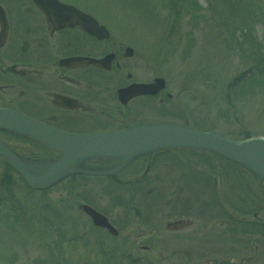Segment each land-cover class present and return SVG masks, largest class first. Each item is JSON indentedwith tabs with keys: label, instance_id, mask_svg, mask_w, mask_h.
Instances as JSON below:
<instances>
[{
	"label": "rangeland",
	"instance_id": "obj_1",
	"mask_svg": "<svg viewBox=\"0 0 264 264\" xmlns=\"http://www.w3.org/2000/svg\"><path fill=\"white\" fill-rule=\"evenodd\" d=\"M74 2L94 8L115 37L130 43L141 63L139 77L162 76L166 90L174 94L162 115L133 114L127 123L185 121L234 138L264 135V81L240 97L233 95L235 88L229 97L224 95L234 78L264 63V0ZM142 109L152 111L150 105ZM0 137L30 163L53 158L28 139L8 132H0ZM180 152L195 157V171L209 172L203 176L208 186L178 192L181 204L171 201L169 206L158 201L157 191H126L102 178L67 179L43 193L30 192L17 175L5 170L0 158V264H54L52 256L57 264H237L251 257L247 231L227 232L231 225L222 219L252 221L255 213L264 223L263 187L244 170L211 154ZM164 168L174 174L184 164L177 170ZM6 175L12 179L3 180ZM173 186L166 188L169 196ZM251 198L254 206L245 201ZM219 199L226 201L221 209ZM82 204L109 217L118 235L95 228L81 211ZM179 218L191 225L168 229V223ZM258 229L250 233L259 245L257 254L244 264H264V242L258 241L264 235Z\"/></svg>",
	"mask_w": 264,
	"mask_h": 264
},
{
	"label": "flooded vegetation",
	"instance_id": "obj_2",
	"mask_svg": "<svg viewBox=\"0 0 264 264\" xmlns=\"http://www.w3.org/2000/svg\"><path fill=\"white\" fill-rule=\"evenodd\" d=\"M58 1L77 9L62 8L58 4L56 10L52 0H0V108L24 113L47 126L76 134L153 124L154 122L141 124L135 121V124L126 121L133 114L136 117L162 115L167 105L166 100L171 101L174 94L163 90L157 95L133 96L122 101L118 95L121 89L135 83H149L158 75L151 78L139 77L137 70L141 63L134 48L129 42L115 37L108 25L99 20L94 8L84 7L74 0ZM39 5L56 13L51 22ZM95 22L105 26L109 32L107 39H99L84 30V27L94 26ZM56 23L65 25L59 27ZM109 54L111 61L103 64L102 68L84 61V58L96 60ZM69 58L80 59L67 60ZM125 101L127 102L123 103ZM176 104L178 106L181 103L177 101ZM146 105H150L152 111H144L142 107L146 108ZM41 149L48 150L47 156L52 153L53 158L59 156L50 148ZM192 157L181 152L145 153L118 171L115 169L121 166L123 157L93 158L83 162L82 166L113 173L98 177L76 173L66 179L102 178L110 182V185L126 191L142 188L157 191L160 195L158 201L165 205L171 201L179 205L181 201L177 198L178 192L185 193L191 188L205 189L208 186L200 179L209 172L195 171V160ZM174 159L177 164L181 159L184 169L177 170ZM167 165L176 167L174 170L177 171L173 174V171L164 168ZM174 180L177 182L175 186L171 185ZM214 185L217 188L216 181ZM169 186H173L170 196L166 192ZM166 196L169 201L165 200ZM223 201L226 203L224 199ZM225 203L220 199L216 202L219 206ZM252 216V221L243 219L244 217L232 219L231 216L222 219H227L231 225L227 226V232L239 231V234H243L244 229L247 231L246 240L250 241L249 245L252 247L251 257H242L237 264L252 262L257 254L259 245L252 241L250 233L259 232L260 228L264 235V223L260 221L263 220L262 216L255 213ZM173 223L175 229L191 225L190 221L181 218L175 219ZM258 241L264 242V236Z\"/></svg>",
	"mask_w": 264,
	"mask_h": 264
},
{
	"label": "water",
	"instance_id": "obj_3",
	"mask_svg": "<svg viewBox=\"0 0 264 264\" xmlns=\"http://www.w3.org/2000/svg\"><path fill=\"white\" fill-rule=\"evenodd\" d=\"M36 1L38 2L39 0ZM52 2L56 5L55 9L57 10L59 3L56 0H52ZM39 7L51 22L53 14L56 13L46 9L43 5H39ZM56 24L60 26L65 23ZM84 29L99 37H107L105 28L98 27L97 24L84 27ZM73 59L77 61L80 58H70L67 60ZM84 61H90L101 67L103 64H108L111 61V55L109 54L98 60L84 58ZM139 85L121 89L119 91L120 99L122 100L125 96L127 98L133 96L129 91L138 90ZM163 86L164 80L157 78L154 84H141L139 86L141 88L136 94L147 92L151 88H163ZM0 128L35 139L63 152V156L53 162L47 164L30 163L20 158L0 140V156L19 173L20 177L30 188L35 190H45L51 187L64 174L70 172L77 171L89 175L107 174L108 171L95 172L79 168L80 162L91 157L123 156L124 162L120 167L122 168L125 164L143 153L176 147L211 151L221 155L247 169L264 185L263 136L237 141L218 132H203L173 123L130 127L106 133L77 135L50 128L24 114L1 108ZM43 167H47L45 173L35 176L34 174ZM82 209L91 217L95 225L107 228L112 234L116 233L105 216L87 205H83Z\"/></svg>",
	"mask_w": 264,
	"mask_h": 264
},
{
	"label": "trees",
	"instance_id": "obj_4",
	"mask_svg": "<svg viewBox=\"0 0 264 264\" xmlns=\"http://www.w3.org/2000/svg\"><path fill=\"white\" fill-rule=\"evenodd\" d=\"M248 73L250 74L249 76L244 77V74H243L242 76L236 78L235 82L227 86L225 90L226 97H229V93L231 92L233 88H235L233 90V95L240 97L244 94L242 92H246V90L249 87L253 89H254V86L258 87L259 84L264 81V63H262V65L260 63V66L255 64V66L252 69H249ZM254 83H256V85ZM9 179H12V178L9 177Z\"/></svg>",
	"mask_w": 264,
	"mask_h": 264
}]
</instances>
